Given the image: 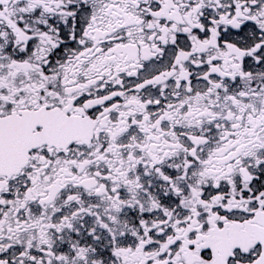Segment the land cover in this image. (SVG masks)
I'll use <instances>...</instances> for the list:
<instances>
[{"label": "snow or ice", "instance_id": "6c2138e0", "mask_svg": "<svg viewBox=\"0 0 264 264\" xmlns=\"http://www.w3.org/2000/svg\"><path fill=\"white\" fill-rule=\"evenodd\" d=\"M0 264H264V0H0Z\"/></svg>", "mask_w": 264, "mask_h": 264}]
</instances>
